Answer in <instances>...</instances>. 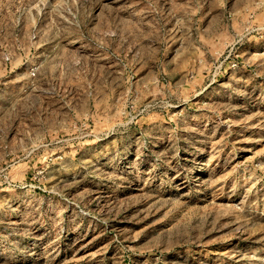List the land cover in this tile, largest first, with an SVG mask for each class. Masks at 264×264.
Returning a JSON list of instances; mask_svg holds the SVG:
<instances>
[{
	"label": "rangeland",
	"instance_id": "1",
	"mask_svg": "<svg viewBox=\"0 0 264 264\" xmlns=\"http://www.w3.org/2000/svg\"><path fill=\"white\" fill-rule=\"evenodd\" d=\"M0 264H264V0H0Z\"/></svg>",
	"mask_w": 264,
	"mask_h": 264
}]
</instances>
